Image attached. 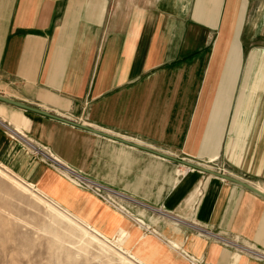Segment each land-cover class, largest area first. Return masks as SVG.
<instances>
[{
  "label": "crops",
  "instance_id": "0c3cea01",
  "mask_svg": "<svg viewBox=\"0 0 264 264\" xmlns=\"http://www.w3.org/2000/svg\"><path fill=\"white\" fill-rule=\"evenodd\" d=\"M0 94L143 146L0 101V119L131 212L179 221L170 213L192 207L191 226L264 251L262 196L144 148L264 192V0H0ZM0 164L129 251L153 240L166 264H264L189 225L143 232L1 126Z\"/></svg>",
  "mask_w": 264,
  "mask_h": 264
},
{
  "label": "rangeland",
  "instance_id": "374dc122",
  "mask_svg": "<svg viewBox=\"0 0 264 264\" xmlns=\"http://www.w3.org/2000/svg\"><path fill=\"white\" fill-rule=\"evenodd\" d=\"M130 213L122 215L134 224L139 222L143 232L156 236L163 234L156 228L159 222L171 221L193 227L189 219L192 207H186L184 212L170 213L179 221L140 206ZM77 215L98 226L95 216ZM77 215L42 197L0 164V264L167 263L171 252L157 242L151 240L135 252L129 251L120 237L102 236L80 222Z\"/></svg>",
  "mask_w": 264,
  "mask_h": 264
},
{
  "label": "built area",
  "instance_id": "2783aa9c",
  "mask_svg": "<svg viewBox=\"0 0 264 264\" xmlns=\"http://www.w3.org/2000/svg\"><path fill=\"white\" fill-rule=\"evenodd\" d=\"M0 126L3 128L4 132L11 139L19 143L21 146L25 147L31 154L43 157L45 160L49 162L51 166H53L61 175L65 176L73 184L90 192L91 194H93L103 202L107 203L112 208L118 210L119 212H122L124 214H131L129 206L125 204L124 201H122L128 198L125 194L116 191L105 184L97 182L93 178L83 175L79 173L75 168L61 162L58 158L53 156V154L50 152V150L46 145H43L35 141L31 137H29L26 133L18 130L11 123L3 119H0ZM187 170H196V169L192 167H188ZM217 171L223 172V170L222 171L217 170ZM157 209L167 213V211L161 208H157ZM193 227L197 231L208 233L209 236H213L214 238L220 240L224 245L230 246L236 251L246 254L249 257L258 260L260 262H264V251L260 250L259 248L251 246L249 244L238 242L237 240L230 239L225 236L218 235L211 231H207L206 229L198 225H193Z\"/></svg>",
  "mask_w": 264,
  "mask_h": 264
},
{
  "label": "water",
  "instance_id": "95a60500",
  "mask_svg": "<svg viewBox=\"0 0 264 264\" xmlns=\"http://www.w3.org/2000/svg\"><path fill=\"white\" fill-rule=\"evenodd\" d=\"M0 101L1 102H4V103H7V104H11V105L17 106V107L22 108L24 110H28V111H32V112H37L39 114H43V115L49 116L51 118H55L57 120L65 121V122H68V123L73 124L75 126H79L81 128H84V129H87V130H91V131L96 132V133H100V134H103V135H108V136L114 137V138H116L118 140H121V141L130 143V144H133V145H136V146H139V147H143V146H140L139 144H136L134 142H130V141L125 140L123 138L110 135V134H108L106 132H103V131H100V130H98L96 128H92V127L87 126L85 124L76 122L74 120H70L68 118L59 116V115L54 114L52 112H48V111L43 110L41 108H38L36 106H32L30 104L24 103L22 101L13 99L11 97H8V96L2 95V94H0ZM144 148L147 149V150H149V151H151V152H154L156 154H159L160 156H163V157H166V158H169V159H172V160L181 162L183 165H185L187 167H192V168H194L196 170H199V171H202V172H206V173L211 174V175L218 176V177H220L222 179L236 182V183H238V184H240V185H242V186H244V187L252 190L253 192L259 194L260 196H262L264 198V192L262 190H260L259 188L255 187V186H253V185H251V184H249V183H247V182H245V181H243L241 179H238V178H236L234 176H231L229 174H226V173H223V172H219V171H216V170H213V169L204 167V166L199 165V164H195V163L186 161L184 159H180V158L171 156L169 154H166L164 152H160V151L154 150L152 148H148V147H144Z\"/></svg>",
  "mask_w": 264,
  "mask_h": 264
},
{
  "label": "bare ground",
  "instance_id": "6f19581e",
  "mask_svg": "<svg viewBox=\"0 0 264 264\" xmlns=\"http://www.w3.org/2000/svg\"><path fill=\"white\" fill-rule=\"evenodd\" d=\"M185 166V165H184ZM186 168H188L187 166H185ZM71 182V181H70ZM157 211H159V209L157 210ZM161 211V210H160ZM163 212V211H162ZM166 213V212H165ZM137 223H139V222H137ZM140 224V223H139Z\"/></svg>",
  "mask_w": 264,
  "mask_h": 264
}]
</instances>
